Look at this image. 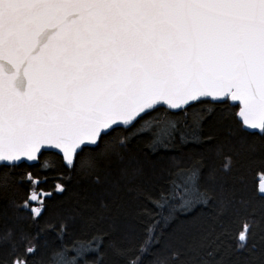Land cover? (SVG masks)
I'll list each match as a JSON object with an SVG mask.
<instances>
[{
    "label": "snow or ice",
    "instance_id": "obj_1",
    "mask_svg": "<svg viewBox=\"0 0 264 264\" xmlns=\"http://www.w3.org/2000/svg\"><path fill=\"white\" fill-rule=\"evenodd\" d=\"M0 264H264V0H0Z\"/></svg>",
    "mask_w": 264,
    "mask_h": 264
},
{
    "label": "trees",
    "instance_id": "obj_2",
    "mask_svg": "<svg viewBox=\"0 0 264 264\" xmlns=\"http://www.w3.org/2000/svg\"><path fill=\"white\" fill-rule=\"evenodd\" d=\"M46 156L49 155L48 153L45 154ZM38 167V166H37ZM62 198V197H61Z\"/></svg>",
    "mask_w": 264,
    "mask_h": 264
}]
</instances>
